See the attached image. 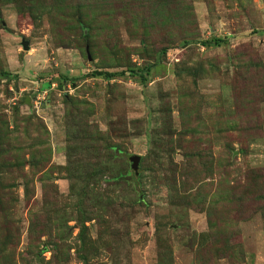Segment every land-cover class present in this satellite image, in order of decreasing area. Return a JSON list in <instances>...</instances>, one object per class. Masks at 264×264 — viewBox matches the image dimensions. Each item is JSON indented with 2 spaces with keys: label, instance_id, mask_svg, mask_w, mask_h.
<instances>
[{
  "label": "rangeland",
  "instance_id": "1",
  "mask_svg": "<svg viewBox=\"0 0 264 264\" xmlns=\"http://www.w3.org/2000/svg\"><path fill=\"white\" fill-rule=\"evenodd\" d=\"M0 142V264H264V0H0Z\"/></svg>",
  "mask_w": 264,
  "mask_h": 264
},
{
  "label": "trees",
  "instance_id": "2",
  "mask_svg": "<svg viewBox=\"0 0 264 264\" xmlns=\"http://www.w3.org/2000/svg\"><path fill=\"white\" fill-rule=\"evenodd\" d=\"M77 13H78L77 14V19H78L77 21H78L80 27L84 30L83 31V36H84L85 39H88L89 38V33L87 32V29H88L87 27L88 26L85 27L86 26V23L83 22V19H82L83 14H84V9L83 10L80 9ZM222 41H224V39H222V38H216L214 40H211V42H205V43L206 44L213 43L215 45H219ZM167 51H168L167 48H164L162 50V52H164V53H167ZM152 68H153V66H148V67H143V68H137V69L129 68V69H127L125 71H121V72H107V71H103V70H95V71H93L90 74V76L91 77H99V76H101L104 79H106L108 81H111V80L115 79V77L118 76V75H125L127 73H131V75H137V76H139L142 79V81H145L146 80V74L147 73H150L151 70H152ZM66 81H67V77L66 76H62V79L60 80L59 86L62 87V85L65 84ZM45 84H46L45 85L46 89H50L53 83L48 80ZM181 114L184 115V111L182 109H181ZM113 148H115V147H113ZM5 152H7V151H6V149H3L2 148V144L0 142V157H2L3 156V153H5ZM143 161H144V159H143ZM30 164L32 166H34V165H37L38 163L37 162L35 163V161H33V162H30ZM26 165H27V160L25 159V157L20 156V154L14 155V156H12L9 159L4 160V163H0V175L2 174L1 170H5L6 171V169H5L6 166L8 168H10V170L14 166H16L19 169V171H21V169H23V167H25ZM10 170H9V172H10ZM91 170L92 171H90L83 178V181L86 183V185H88V180H90V179H95V181H99V180L100 181H105L108 184H120V183H123V182H125L126 184L129 183L127 181V179H125V175H123V174L118 173L116 175H111L110 178L108 180H106L105 177L108 174H107V171L105 169H97L96 166H92L91 167ZM20 175L24 176V178L26 179L25 180L26 184L24 186H25V192H26V194H28L29 187H30V185H29L30 184V181H29V179L27 180V177H26L27 175L25 173H22ZM135 180H139V179H135ZM0 184L1 185H4L3 180L0 181ZM88 188H89V186H85L84 185V188H83V196H85L87 194ZM235 199L236 198H226L225 199L222 196L220 197V200H223V201H221L222 202V205H224L225 207H228L230 205L232 206V204L234 203V200ZM247 199H248V197H246L245 200H247ZM249 201H251L250 198H249ZM225 202H227V203H225ZM238 202H239V200H238ZM215 203H216V200L211 205H215ZM108 204L110 206H113V202L112 201H109ZM219 204H220V201H219L218 205H215V206H218L219 207ZM0 206L1 207L3 206V203L2 202H0ZM211 210H212V208H211ZM3 211H4V208H1V212H3ZM103 213L105 215V209H104V212ZM88 219L89 218L85 217V215L83 214V220H82L83 227H82V230H81V236L84 235L86 233V230L88 229V227L85 225V221H87ZM35 227L36 228H35V231L33 232V234H37V233H40V232L42 234L44 233V230L39 229L40 226L38 224H36ZM211 228H212V230H211V237L216 242V240L218 239V236H219V232L214 230V227H213V224L212 223H211ZM37 235L39 236V234H37ZM231 236L232 235H229L228 238L230 239ZM215 242L212 243L214 246L216 245ZM8 244H9V242H7V240L0 241V246H1L0 249L5 252L6 248L8 247ZM214 246H213L212 249H214ZM234 249L235 248L231 249V248H227V247L226 248H221L220 250L218 249V252L217 253L220 255L221 258L234 257L235 256V250Z\"/></svg>",
  "mask_w": 264,
  "mask_h": 264
},
{
  "label": "water",
  "instance_id": "3",
  "mask_svg": "<svg viewBox=\"0 0 264 264\" xmlns=\"http://www.w3.org/2000/svg\"><path fill=\"white\" fill-rule=\"evenodd\" d=\"M22 45H23L24 50H26V51L30 50L29 41L24 40ZM141 160H142V156H140V155L130 156L131 168L134 170V172L137 176L139 175Z\"/></svg>",
  "mask_w": 264,
  "mask_h": 264
}]
</instances>
